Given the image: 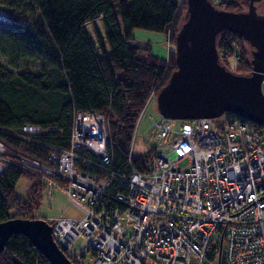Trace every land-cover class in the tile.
<instances>
[{
    "label": "trees",
    "instance_id": "16d2710c",
    "mask_svg": "<svg viewBox=\"0 0 264 264\" xmlns=\"http://www.w3.org/2000/svg\"><path fill=\"white\" fill-rule=\"evenodd\" d=\"M185 1L0 0V141L7 148L0 152V221L38 218L34 211L42 201L48 176L21 158L52 167L49 154L69 147L77 112L101 111L105 116L109 163L81 151L76 166L109 179L108 197L124 189L121 176L147 170L152 147L132 153L130 141L148 95L157 93L176 69L175 54L170 49L166 57L153 54L150 45L137 44L131 32L135 27L159 31L167 42H175ZM211 3L221 10L245 11L249 0ZM97 18L109 44L100 54L87 32V25H93L98 34ZM246 45L235 32H221L216 39L220 62L228 66L226 57L237 56L234 72L249 74L251 48ZM221 118L237 117L225 112ZM249 123L264 136L262 126ZM25 124L40 132L23 133ZM83 157L89 166L82 165ZM20 178L28 182L23 197L15 191ZM50 179L58 187L64 183L58 175ZM13 255L23 264H50L23 234L7 239L0 264H13Z\"/></svg>",
    "mask_w": 264,
    "mask_h": 264
},
{
    "label": "built area",
    "instance_id": "2783aa9c",
    "mask_svg": "<svg viewBox=\"0 0 264 264\" xmlns=\"http://www.w3.org/2000/svg\"><path fill=\"white\" fill-rule=\"evenodd\" d=\"M263 86L264 74L261 90ZM156 94L148 95L130 141L132 153L138 138L154 142L147 170L121 176L125 187L112 198L107 196L109 179L76 166L81 151L110 161L101 111L77 112L89 116L93 128H72L71 149L50 153L52 167L22 156L23 163L48 176L42 196H50V178L58 175L68 200L83 212L79 219L48 222L54 242L73 264H264L263 134L239 118L171 119L161 114L155 120L148 114L152 125L144 133L140 122ZM21 131L40 129L25 124ZM5 150L0 141V152ZM183 159L187 163L179 166ZM81 161L90 165L87 158ZM80 235L85 242L75 249L72 243Z\"/></svg>",
    "mask_w": 264,
    "mask_h": 264
},
{
    "label": "water",
    "instance_id": "95a60500",
    "mask_svg": "<svg viewBox=\"0 0 264 264\" xmlns=\"http://www.w3.org/2000/svg\"><path fill=\"white\" fill-rule=\"evenodd\" d=\"M249 0L245 11L218 9L210 0H186L175 36L176 69L157 92L159 114L171 119L216 118L225 112L264 129V14ZM232 31L250 46L251 72L237 74L220 62L217 36ZM13 234H23L50 264H73L54 242L44 218L0 221V252ZM13 264H23L12 256Z\"/></svg>",
    "mask_w": 264,
    "mask_h": 264
},
{
    "label": "rangeland",
    "instance_id": "374dc122",
    "mask_svg": "<svg viewBox=\"0 0 264 264\" xmlns=\"http://www.w3.org/2000/svg\"><path fill=\"white\" fill-rule=\"evenodd\" d=\"M176 1L180 3L182 0H176ZM210 1L216 2V0H210ZM255 6L257 13L259 14L264 13V0L259 1L257 4H255ZM227 11H233V10H227ZM185 12H186V3L180 24L184 20ZM96 22H98L95 25L98 34L95 32L93 25H87V32L89 33L91 41L95 47V51L100 54L102 49L105 50L108 49L109 44L104 35L102 23L99 21ZM131 33L135 39L134 41H136L137 44L141 46L148 43L151 47L152 53L160 57L167 56V53L169 51L168 44L172 45L170 46V48L175 47V42H171V41L170 43L169 41L167 42L164 33L159 31H153L145 28L135 27L133 28ZM246 46L248 47L249 45L247 44ZM219 59L221 60V56L219 57ZM226 63L228 64V66L226 65V67L227 68L230 67L229 69L234 71L233 68H235L237 64L234 55L226 57ZM262 93L264 95V86L262 87ZM148 114L151 115L153 120L157 119L160 115L157 109L156 97L152 99L151 102L148 104L146 114H144L145 116L141 120L140 130H142V132L144 133L151 125V121L148 118ZM220 117L221 116H218L214 118V120L220 121ZM82 125L86 128H93L91 118L89 116H84L82 113H80L77 114L73 120V129L75 128L76 130V128H80L82 127ZM74 140L73 138L70 140L68 149H71ZM152 146H154L153 141L148 140L147 142H144L142 141L141 138H138L134 144V152L140 153ZM186 163H187L186 159L180 160L179 166H184ZM27 187H28V182L24 178H20L15 186V191L17 193V196L23 197ZM82 214L83 212L80 211V209L77 206H75L71 201L68 200L66 192L63 191L62 188L58 187L56 183H52L50 196L47 197L43 196L42 201L38 206V209L34 211V215L36 217L46 218L48 221L57 217H70V218L79 219L82 217ZM84 242H85V237L83 235H80L73 241L72 244L75 249H79L84 244ZM85 255L86 256L84 257V259L87 262H89L88 251L86 252Z\"/></svg>",
    "mask_w": 264,
    "mask_h": 264
},
{
    "label": "bare ground",
    "instance_id": "6f19581e",
    "mask_svg": "<svg viewBox=\"0 0 264 264\" xmlns=\"http://www.w3.org/2000/svg\"><path fill=\"white\" fill-rule=\"evenodd\" d=\"M173 49L175 50V47ZM80 128H85V127L82 125V127H80ZM82 133H83L84 136H86V133L85 132L82 131ZM92 135H94V134H92ZM92 137L94 138L95 136H92ZM95 150L97 151V148Z\"/></svg>",
    "mask_w": 264,
    "mask_h": 264
}]
</instances>
